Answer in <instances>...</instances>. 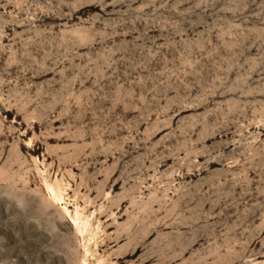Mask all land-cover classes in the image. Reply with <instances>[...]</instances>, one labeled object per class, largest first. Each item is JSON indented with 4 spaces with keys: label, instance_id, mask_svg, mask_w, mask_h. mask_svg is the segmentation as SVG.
I'll return each mask as SVG.
<instances>
[{
    "label": "rangeland",
    "instance_id": "rangeland-1",
    "mask_svg": "<svg viewBox=\"0 0 264 264\" xmlns=\"http://www.w3.org/2000/svg\"><path fill=\"white\" fill-rule=\"evenodd\" d=\"M0 264H264V0H0Z\"/></svg>",
    "mask_w": 264,
    "mask_h": 264
}]
</instances>
